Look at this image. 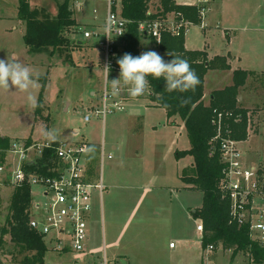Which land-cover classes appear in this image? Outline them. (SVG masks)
I'll return each mask as SVG.
<instances>
[{"label":"rangeland","instance_id":"374dc122","mask_svg":"<svg viewBox=\"0 0 264 264\" xmlns=\"http://www.w3.org/2000/svg\"><path fill=\"white\" fill-rule=\"evenodd\" d=\"M17 1L5 0L8 4L15 6L13 8L10 5L9 9L4 6V19L0 18V59H5L8 53H15L23 63L42 73L40 87L35 94L38 104L42 95L43 105L44 102L49 105L47 109L42 105L39 112L45 115L48 113L46 115L48 117H45L44 124L41 123L42 121L39 122L35 118L38 104L32 107L25 94L11 93L15 89H10V93L0 91V135H8L13 141H27L34 144L37 141L34 142L32 138L53 139L46 137L44 133L55 130L54 137L59 136V139H64L65 142L85 141L90 147L86 159L91 161L94 175L96 177L102 175L106 184L108 180L126 182L127 177L133 178L136 174H144L143 171L140 172L143 169L146 171L145 174L155 177L156 168L152 167V164H157L162 158L161 154H166L170 149L167 143L170 134L174 136V139H178L175 149L191 148L190 139L181 119L176 125L167 124L168 117L163 110H152L149 107V91L143 96L128 100L125 103L126 112L107 115L105 121L102 117L96 118L92 114L93 106H101L102 91L105 86L104 53L96 40L83 39V30H86L91 21L98 25L104 24L106 7L103 1L78 0L80 2L78 4L77 0H71L73 17L82 30L75 29L71 34V41H73L71 46L67 49L63 47L56 49L53 57L49 56L52 48L46 49V53L41 55L33 52L30 56L27 54L23 38L25 25L19 22L15 14ZM177 1L182 4L186 0ZM230 2L238 6L242 0ZM30 4L40 12L41 19L45 20L49 17L52 20L56 17L58 5L56 0H30ZM118 4L120 7V1ZM248 4L253 10L260 7L259 13L264 16V0H250ZM158 5L159 1L153 0L150 11L156 12ZM206 22L213 25L211 14H207ZM254 33L239 32L240 36L236 39L231 37L229 41L226 37L227 32L224 30L214 29L204 34L198 25H193L186 40L190 48L203 49L207 44L208 52L213 56L217 54L228 56L231 53L240 58L238 66L243 70L264 71V31ZM75 42H81L82 46H76ZM150 44L151 39L144 36L141 40L140 53L146 52ZM47 64H51L52 67H48ZM213 74L221 76L223 81L226 80L224 73L221 75L216 71ZM251 82L252 85L246 88L245 97L247 106L251 107L249 111L252 114L249 113V116L252 118L253 130L248 139L240 145V149L248 155L252 165L264 167V74L259 80L255 79ZM93 92H96V96H91ZM205 99L208 102L210 98L207 96ZM67 101L70 102V112L63 110L67 106ZM89 114L91 121L85 122L84 118ZM30 136L31 139H25ZM102 150L105 151L106 156L112 155L111 163L106 158L102 165ZM153 151L160 152L155 154ZM136 152L142 155L139 162L135 160ZM189 161L191 158L182 160L181 167L187 166ZM146 167H149L148 170ZM191 173L190 169L184 175ZM13 189L0 187V241L3 239V243L0 244V264H28L25 260H32L34 253L13 245L9 235L2 237V230L7 226V218L10 216ZM31 193L35 203L44 202L42 186H32ZM106 193L104 191L102 196L104 204L107 201ZM124 196V191H120L117 198L121 199ZM180 202L178 217L180 234L175 235L170 243L177 246L176 251L185 252L187 262L199 264L203 257L202 235L196 229L200 221L193 217L192 212L202 207L203 193L194 189H182ZM183 239L188 242L186 249L185 245L180 243ZM45 243L49 251L45 257V264H72L75 259L84 260L80 254L57 253L53 251V244L49 241ZM212 256L215 264H227L231 260L232 252L225 251L222 246H219ZM238 259L246 263L244 257Z\"/></svg>","mask_w":264,"mask_h":264},{"label":"trees","instance_id":"16d2710c","mask_svg":"<svg viewBox=\"0 0 264 264\" xmlns=\"http://www.w3.org/2000/svg\"><path fill=\"white\" fill-rule=\"evenodd\" d=\"M56 1L58 2L56 17L52 20L46 17L47 19L44 20L40 18L38 10L32 9L30 0H18V19L26 24L24 40L31 53H44L46 49L52 48L50 53L54 55V51L58 48H69L73 42L71 34L75 29L77 31L80 28L73 17L71 0ZM152 1L120 0L121 15L130 21L124 38V53H130L133 56L140 55L141 40L145 36L140 31V25L148 20L175 13L194 25H200V10L196 6L178 5L176 0H158V10L149 14ZM76 43L75 45L79 46ZM158 48L165 61H170L173 58L167 55L168 52H173L186 59L200 80L194 92L174 91L169 93L164 90L163 78L159 80L148 78L151 85L150 100L158 108L165 110L168 118L178 117L184 122L191 142L189 150L177 151L175 157L180 160L190 156L194 161L193 167L190 168L192 173L185 175L182 180L191 189L203 193V205L193 213L194 218L203 224V250L208 245H214L216 249L222 246L225 251L232 252V261L237 257H244L246 262L264 264V249L257 242L251 241L249 228L247 226L240 227L230 221L231 204L222 198L220 190L223 164L219 144L212 143V139L217 134L212 125L215 112L218 114L231 113L234 117L226 120V123L230 126L232 138L240 142L248 139L249 121L252 122L249 113L252 114V112L244 109L238 99L240 90L246 86L252 72L236 70L233 74V85L213 92L209 105H205L202 98L204 97L206 74L209 70H229L228 59L216 56L209 60L208 55L203 51L187 50L184 34L173 36L170 33H164L162 43ZM158 96H162V99H158ZM182 98L188 99V103L183 106L180 104ZM42 105L41 95L37 113L41 111ZM238 118L240 120L236 122L235 119ZM12 142L13 140L11 141L7 137H0V148L7 149ZM57 144L55 143V145ZM54 157V150H47L45 157L38 161L39 164L31 166L30 171L51 175L48 170L54 164ZM32 207L31 187L24 184L14 188L10 216L7 218V226L2 230V237L9 235L13 245L21 250L34 253L32 260H25L28 264H44V258L48 252L45 240L29 227ZM2 243L3 239L0 241V244Z\"/></svg>","mask_w":264,"mask_h":264},{"label":"built area","instance_id":"2783aa9c","mask_svg":"<svg viewBox=\"0 0 264 264\" xmlns=\"http://www.w3.org/2000/svg\"><path fill=\"white\" fill-rule=\"evenodd\" d=\"M105 3V21L100 28L83 30V39L96 40L104 53L103 66L110 64L108 80L119 78L117 59L124 53V38L130 21L123 18L118 2L120 0H100ZM215 0H197L195 6L200 16V26L204 28L207 14ZM77 3L80 2L77 0ZM96 13V11H94ZM153 12L149 11V14ZM194 24L184 20L179 14L171 13L165 17L148 20L140 25V31L148 36L158 47L162 43L164 33L173 36L186 35L190 26ZM110 27V38L104 28ZM81 31V27L78 28ZM122 34V35H119ZM106 76V74H105ZM150 93V91H149ZM132 97L126 89L113 94L110 84L105 79L102 91L101 106H93L91 111L96 118L126 112L125 103ZM90 111V112H91ZM231 113L215 112L212 125L216 129V136L212 143L219 144L221 162L223 164L220 190L222 198L230 205V221L238 226H247L251 241L257 242L264 249V167L249 163L240 145L243 142L232 138L230 126L226 120L232 118ZM91 121V115L84 118ZM240 118L235 119L239 121ZM252 122L249 121L248 136L252 134ZM55 143H58L55 145ZM87 142H50L37 141L27 144L26 141H13L7 149L0 148V187H21L28 184L44 188V202L33 201L29 227L39 233L45 241L53 244V251L63 254L87 253L89 241V223L93 209V195L97 192L102 198L106 186L102 175L97 181L88 176L86 155L89 151ZM54 150L53 166L48 172L51 175L31 172L30 167L39 164L47 150ZM111 159L102 150V165L104 160ZM198 232L203 235L202 222L197 226ZM171 247H174L171 244ZM217 249L208 245L203 250L204 264H215L213 254ZM237 257L227 264H252L242 262ZM72 264H110L106 253L99 262L91 259H75Z\"/></svg>","mask_w":264,"mask_h":264},{"label":"crops","instance_id":"0c3cea01","mask_svg":"<svg viewBox=\"0 0 264 264\" xmlns=\"http://www.w3.org/2000/svg\"><path fill=\"white\" fill-rule=\"evenodd\" d=\"M230 1L231 0H215L208 13V15H212L213 25L212 23L207 24L206 20V26L204 28L198 25L201 30H203L204 34H208L214 29L224 30L227 32L226 37L230 41L231 37L236 39L238 36H240L239 32L258 33L264 31V16L259 13L261 10L260 7L255 10L251 9L248 4L250 0H242L241 3H238V6L232 4ZM176 3L178 5L195 6L197 0H186L182 4L176 0ZM10 5L11 4H8V2H5V0H0V18L4 19V6L9 9ZM12 6L14 8L15 5L13 4L11 7ZM18 7L19 2L17 1L15 13L17 18ZM31 7L32 9H36V7L32 5ZM14 12L15 11L13 10V14ZM57 13L58 9L56 11V15ZM19 22L25 25L26 33L25 22L21 20H19ZM88 24L89 25L87 26L86 30H95L96 28H100L103 25H98L93 21L89 22ZM192 26H190V28ZM187 34L185 35V46L187 50L203 51L208 55L209 60L214 59L216 56H222L218 54L213 56V54H210L208 52L207 44H205L203 49L190 48L186 40ZM24 36L25 34H23V38ZM78 45V47H80L82 43L78 42ZM26 49L27 54L30 56L31 52L29 51L28 46H26ZM149 50L157 51V53L161 55L159 48L152 40L146 51ZM45 53L46 52L37 54L41 55ZM49 56L53 57L51 53H49ZM222 57H226L228 59L230 69L225 71H208L204 79V97L202 98L205 105H209L213 92L233 85V74L236 70H243L238 66L240 58L238 59L236 56L231 55V53H229L228 56L223 55ZM47 66L50 68L52 67L51 64H47ZM216 71L221 75L224 73L226 80L223 81L221 76H215L213 73ZM244 71L252 72V75L249 76L246 86L240 90L238 100L239 104L244 109L249 110L251 107L247 106L248 103H246V88L248 85H252L251 81H255V79L259 80L260 76L264 74V71L247 69H244ZM91 94V96H96V92ZM207 96L210 98L208 102L205 99ZM66 104L67 106L63 110L64 112H70V102L67 101ZM43 107H46L47 109L49 108V105L44 102ZM149 107L152 110H163L158 108L151 100ZM37 111L35 112V118L39 122L42 121L41 123L44 124L43 122L45 117H48L46 116L48 113L46 115L45 113L39 114ZM163 111L166 113L165 110ZM179 119L180 118L178 117L168 118L167 124L171 123L172 125H176L178 124ZM139 121L141 122V120ZM182 123V125H184L183 121ZM0 137H7L11 141L13 140L8 135H0ZM31 138L32 137L30 136L26 137L25 139ZM32 140L35 142L41 139L37 140L32 138ZM41 141L44 140L42 139ZM46 141L65 142L64 139H59V136ZM167 143L170 149L167 150L166 154H161L162 158L157 164H152V167L156 168L157 175L155 177H150L148 174H145L146 171H144V169L140 170V172L143 171L144 174H136L133 178L127 177L126 182L108 180V184H106L104 178L102 177L106 186L105 191L107 193L105 196H107V201L104 204V197L101 198L97 192H94L93 209L89 223V241L87 244V253L82 255L84 260L88 258L95 262H99L101 256L106 253L110 264H190V262H187V259L184 256L185 252L181 253L176 251L177 246L171 247L172 243H170V240L175 235L177 236L180 234V228L178 224L180 221L178 218L181 203L180 191L182 189H191L189 185H186L183 182L182 178L185 176V172L189 171L190 168L193 167L194 161L190 156L180 160L175 157V153L177 151L184 150L175 149L176 145L178 144V139H174L172 134L168 135ZM159 152L160 151H153L155 154ZM141 158L142 155L140 152H136L135 160L139 162ZM186 158H191V161L188 162L187 166L182 168L181 162ZM108 161L111 163V161H113V157L108 159ZM87 164L89 178L92 181H97L99 176L96 177L94 175L91 161L88 160ZM143 164L144 162L142 165ZM148 168L149 167H146L147 170ZM120 191H124L125 195L121 199L119 197L117 198L118 194H120ZM126 205H128V208H126ZM194 212L195 211H193L192 214ZM198 225L199 224H197V226ZM180 243L185 245V249L188 247V242L185 239L180 240ZM201 248L203 254L202 244ZM203 259L204 258L202 257V260L199 261V264H204Z\"/></svg>","mask_w":264,"mask_h":264},{"label":"clouds","instance_id":"9594fccd","mask_svg":"<svg viewBox=\"0 0 264 264\" xmlns=\"http://www.w3.org/2000/svg\"><path fill=\"white\" fill-rule=\"evenodd\" d=\"M104 31L105 36L111 40L110 27L106 26ZM167 55L173 58L165 61L159 53L151 50L142 52L138 56L124 53L117 59L119 78L111 81L108 80L111 66L105 65L103 71L112 93L115 95L121 89H126L132 98L143 96L151 88L149 77L156 80L163 78L166 92H194L200 80L189 62L173 52H168ZM41 75L42 73L23 63L15 53H8L5 59H0V91L10 93V89H15L11 93L25 94L32 107L38 104L35 92L40 87ZM158 99H162V96H158ZM187 103V98H182L180 101L181 106ZM44 135L54 138L55 130L46 131Z\"/></svg>","mask_w":264,"mask_h":264}]
</instances>
